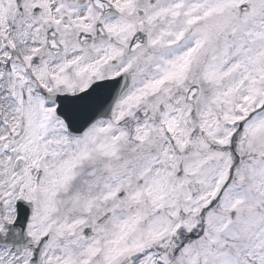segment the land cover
Masks as SVG:
<instances>
[{"label": "snow or ice", "instance_id": "6c2138e0", "mask_svg": "<svg viewBox=\"0 0 264 264\" xmlns=\"http://www.w3.org/2000/svg\"><path fill=\"white\" fill-rule=\"evenodd\" d=\"M0 264H264V0H0Z\"/></svg>", "mask_w": 264, "mask_h": 264}]
</instances>
